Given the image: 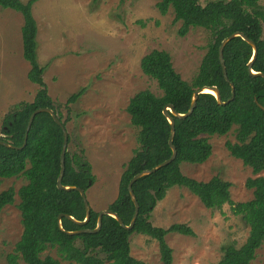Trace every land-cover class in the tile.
I'll list each match as a JSON object with an SVG mask.
<instances>
[{
    "label": "trees",
    "instance_id": "1",
    "mask_svg": "<svg viewBox=\"0 0 264 264\" xmlns=\"http://www.w3.org/2000/svg\"><path fill=\"white\" fill-rule=\"evenodd\" d=\"M39 0H0V6L20 12L24 18L22 26L23 56L29 61L30 81L38 85L33 101H19L0 119V137L12 145L21 146L31 114L40 107L53 108L67 126L70 116L64 118L49 94L44 79L45 68L38 60V24L33 14L34 4ZM260 0H160L157 6L162 14L173 8L175 22L181 21L179 34L185 36L191 27H203L212 33L207 52L197 74L191 81L185 80L175 69L170 53L153 49L141 59L142 71L156 80L162 94L149 89L138 91L127 105L131 122L138 128V149L125 164L118 195L109 205L119 213L126 224L131 222L135 204L128 190L131 178L144 169H149L168 159L172 154L169 144L171 124L164 114V107L172 103L179 112H187L193 91L204 85H217L223 100L232 94L229 81L224 76L219 57L222 40L235 31H243L258 46V55L253 68L264 72V38L262 20L264 11ZM252 46L238 36L224 49L229 79L234 82L236 96L227 104L218 103L211 93H201L193 113L186 118L175 117L174 144L177 157L156 172L145 175L133 184L140 203L139 215L131 230L120 225L111 215L103 216V225L96 233L84 232L69 235L58 225L60 213H68L83 220L86 208L81 193L77 190L58 188L57 179L61 169V152L64 134L49 112L36 115L29 131L28 142L23 148H12L0 143V179L24 177L26 183L18 191L10 187L0 192V211L13 204L16 193L20 201L23 233L16 242L15 251L8 255L12 264L22 259L27 264H146L132 255L130 236L134 232L156 239L161 260L173 263V249L166 240L170 232L194 234L192 228L183 223H174L168 228L156 226L151 221L154 208L165 198L173 186L189 189L208 208H222L226 203L237 215H241L249 226V235L239 247L229 245L217 262L211 264H251L257 250L264 242V77L253 76L248 69ZM85 92V88L71 94L66 106L71 111ZM235 141L228 140L226 147L231 155L243 160L251 167L254 176L246 186L252 189L253 197L246 201H234L231 196L232 182L214 175L209 180H198L186 175L182 163H204L212 154L213 145L209 136L226 135L234 127ZM68 128V127H67ZM76 136L69 131V146L66 152V170L63 184L77 185L88 191L95 182L91 163L85 158L84 149L72 151L70 144ZM100 211L91 210V218L85 225L76 224L63 216V226L68 230L93 229L97 226ZM55 249L60 258L43 255ZM62 259V260H61Z\"/></svg>",
    "mask_w": 264,
    "mask_h": 264
},
{
    "label": "rangeland",
    "instance_id": "2",
    "mask_svg": "<svg viewBox=\"0 0 264 264\" xmlns=\"http://www.w3.org/2000/svg\"><path fill=\"white\" fill-rule=\"evenodd\" d=\"M159 1L39 0L33 7L38 24V60L46 67L44 79L55 105L64 118L70 116L67 127L77 137L70 149H84L92 165L95 182L87 196L96 211L108 208L115 200L124 166L140 147L138 128L127 111L130 98L144 89L162 94L157 81L142 71V57L153 49L166 50L175 69L191 81L212 39L211 31L203 27H191L185 36L180 35L182 22H175L173 8L162 14ZM208 1L200 0L202 4ZM259 4L264 11V0ZM261 23L264 38V20ZM23 25L20 12L0 6V111L8 108L5 114L23 97L30 101L39 88L28 77L31 65L23 56ZM25 87L29 95L21 92ZM81 88H85L84 94L68 112V97ZM235 129L226 135L209 136L213 151L204 163L183 162L181 167L198 180L220 175L231 181L230 193L238 202L253 197L246 181L254 173L226 147L228 140H236ZM26 182L24 177L2 178L0 192L10 187L18 191ZM19 201L16 193L14 203L0 211V264H12L8 255L15 251L23 233ZM151 221L164 228L183 223L194 232L167 234L173 249L172 264L217 262L227 246L239 247L249 235L248 224L230 204L208 208L197 195L178 185L158 202ZM130 241L133 256L146 264H164L156 239L134 232ZM46 254L60 258L55 249H48ZM18 264L27 263L19 259ZM251 264H264V242Z\"/></svg>",
    "mask_w": 264,
    "mask_h": 264
},
{
    "label": "water",
    "instance_id": "3",
    "mask_svg": "<svg viewBox=\"0 0 264 264\" xmlns=\"http://www.w3.org/2000/svg\"><path fill=\"white\" fill-rule=\"evenodd\" d=\"M238 36H240L244 40H246L252 46V49H253L252 55L250 56L251 58H250V60L248 62V69H249L250 74L253 75V76H262V77H264V72L263 71H258V70H255L253 68V65H254V62H255V60L257 58L256 56L258 55V51L259 50H258L257 43L252 38H250L243 31H235L232 34L226 36L222 40V42L220 44V47H219V57L218 58H220V62H221V65H222L224 76L227 79V81H229L230 84H231V88H232L231 97L228 100H223L222 95H221V91H220V89H219V87L217 85H204L201 88H197V89H195L193 91L191 105H190V107H189L187 112L183 113V112L177 111L172 103H168V104L165 105L163 111H164V114L166 115V117L168 118V120H169V122L171 124V133H170V136H169V144H170L173 152H172L171 156L168 159L164 160L163 162L157 164L156 166H154L152 168L144 169V170L140 171L139 173L135 174L131 178V180L129 181L128 190H129L131 198H132V200H133V202L135 204V211H134V214L132 216L131 222L129 224H126L124 222V220L122 219V217L119 215L118 212H116V211H114L112 209L106 208V209L101 210L99 212L97 226L95 228H93V229L81 228V229H76V230H68V229L64 228L63 219H62L63 216H66V217L70 218L76 224L85 225L91 218L92 206H91V204L89 202V199H88V196H87V191H85V189H83L82 187L77 186V185H66V184H63V182H62L64 174H65V170H66V152H67L68 146H69V130H68L67 126L63 123V121L59 118V116L57 115L56 111L53 108H51V107H40V108H37L36 110L33 111V113L30 116L27 128H26L25 139H24L23 145H21V146L12 145L8 141L2 140L1 137H0V143H2L5 146L12 147V148H19V149L23 148L24 146H26V144L28 142L29 131H30L31 127H32L33 121H34L36 115L38 113H40V112H49L52 115V117L54 118V120L56 121V123L63 130L64 141H63V147H62V152H61V169H60V173H59V176H58V179H57V186H58V188L63 189V190H67V191L77 190V191H79L81 193V196H82L83 200H85L84 204H85V208H86V216H85V218L83 220H80V219L75 218L71 214L60 213L59 216H58V225H59V227H60V229L62 231H64L65 233H67L69 235H76V234H80V233H84V232L96 233V232L100 231L101 228H102L103 216L105 214L111 215L114 218H116L118 220V222L120 223V225L122 227H124L125 229H127V230L133 229V227H134V225L136 223L137 217L139 215V210H140V203H139L138 199L136 198L137 196H136V194L134 192L133 184H135V182L138 179H140L141 177H143L145 175L152 174V173L156 172L157 170H159L160 168L168 165L169 163L174 161L176 159V157H177L178 151H177L176 145L174 144V137H175V133H176L175 117H177V118H186V117L190 116L193 113L195 107L197 106V99H198V96L201 93H211V94H213L216 97L218 103H220V104H227V103L231 102L232 100H234V98L236 96V88H235L234 82H232L229 79L227 65H226V61H225V58H224V49H225L226 45L233 38L238 37ZM256 101H257L258 105L262 109H264V105L261 104L260 102H258L257 99H256Z\"/></svg>",
    "mask_w": 264,
    "mask_h": 264
},
{
    "label": "crops",
    "instance_id": "4",
    "mask_svg": "<svg viewBox=\"0 0 264 264\" xmlns=\"http://www.w3.org/2000/svg\"><path fill=\"white\" fill-rule=\"evenodd\" d=\"M28 88H29V87H28ZM15 89H16V88H15ZM17 89H18V88H17ZM21 92H22L24 95H25V94H26V95H29L30 90H27V87H25L24 89L21 90ZM8 96H9V95H8ZM34 97H35V95H34ZM34 97H33L32 99H30V101H33V100H34ZM23 98H24L23 100H27L25 97H23ZM28 100H29V99H28ZM7 109H8V108H5V110H4V109L1 110V111H0V115H1V114L4 115L5 112L7 111Z\"/></svg>",
    "mask_w": 264,
    "mask_h": 264
}]
</instances>
